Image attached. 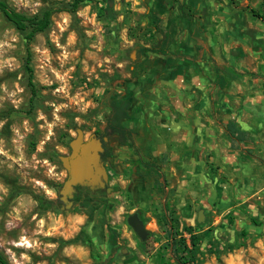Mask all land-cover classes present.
I'll return each instance as SVG.
<instances>
[{"label":"rangeland","instance_id":"1","mask_svg":"<svg viewBox=\"0 0 264 264\" xmlns=\"http://www.w3.org/2000/svg\"><path fill=\"white\" fill-rule=\"evenodd\" d=\"M5 1L32 15L70 0ZM195 1L202 0H107L53 13L51 26L28 45L32 101L25 41L0 14V251L10 264H176L170 242L182 237L190 249L191 232L199 264H264V162L240 179L245 183L201 186L174 179L166 161L157 179L135 150L136 132L144 131L129 114L142 119L157 83L151 10L165 20L183 16L180 8ZM203 1L216 17L249 25V8L263 2ZM256 28L264 30V19ZM117 97L130 102L121 119L130 145L111 143L106 192L92 190L86 203L63 206L59 156L69 152L76 128L84 137L104 136ZM134 212L149 231L142 244L126 222Z\"/></svg>","mask_w":264,"mask_h":264},{"label":"crops","instance_id":"2","mask_svg":"<svg viewBox=\"0 0 264 264\" xmlns=\"http://www.w3.org/2000/svg\"><path fill=\"white\" fill-rule=\"evenodd\" d=\"M185 5L183 16L153 23L157 83L141 121L129 114L144 131L136 132L135 150L145 168L158 169L157 179L166 161L177 181L245 183L240 179L264 162V30L256 28L262 19L249 13V25L216 17L203 0Z\"/></svg>","mask_w":264,"mask_h":264},{"label":"trees","instance_id":"3","mask_svg":"<svg viewBox=\"0 0 264 264\" xmlns=\"http://www.w3.org/2000/svg\"><path fill=\"white\" fill-rule=\"evenodd\" d=\"M107 0H70L65 2L60 6H52L48 5L44 7L41 11L28 15L22 11H18L12 7H10L5 0H0V14L2 17L7 20L17 31H19L24 39L25 49H26V58H25V66L27 68V85L30 91V101L33 100V97L36 95V84L33 80L32 76V68L29 64V43L33 40L34 36L39 33L46 31L52 24V15L58 11H66L70 14H74L79 6L84 2H102L106 3ZM262 9L261 8H249V13L257 18L264 19V0L262 2ZM108 8L105 7L102 10L106 12ZM182 13H186L184 8H181ZM151 17L154 23L155 28H158L160 23V18L154 10H151ZM148 49H143L142 52L145 53ZM146 59V56H145ZM148 60H144V64H147ZM143 64V65H144ZM130 102L128 98H121L117 97L110 103V112L109 115L106 117V125L104 127L103 135L106 137V149L103 154V160L105 159L106 155L111 150V143L113 141L119 142L121 145H129L127 144V140L129 135L125 129L121 126V119L122 117H127V110L129 108ZM132 145V144H131ZM142 154V153H141ZM142 155L147 157H152L150 152H143ZM148 174H156L158 177V169L155 167L147 168ZM79 189V193L76 199L87 202L83 200V196H88L92 192L87 187L84 186H77ZM100 192L104 190L99 189ZM82 197V198H81ZM93 218L92 212L87 214L86 221H91ZM190 234V249L186 245L184 238H179L176 240L175 243L171 240L170 242V249L173 253V257L176 261V264H199L195 252L193 248L195 247V234L192 232ZM142 244V243H141ZM0 264H10L5 256L0 251Z\"/></svg>","mask_w":264,"mask_h":264},{"label":"water","instance_id":"4","mask_svg":"<svg viewBox=\"0 0 264 264\" xmlns=\"http://www.w3.org/2000/svg\"><path fill=\"white\" fill-rule=\"evenodd\" d=\"M69 152L59 156L61 166L66 172V178L59 189V199L65 206L71 204L76 186H84L90 190H99L106 187L108 179L107 170L100 157L103 151L101 140L95 133L84 137L80 128L75 129L74 136L70 139ZM202 215L199 212L198 220ZM127 224L131 227L135 235L143 243L149 231L145 229L143 221L136 212L126 218Z\"/></svg>","mask_w":264,"mask_h":264},{"label":"flooded vegetation","instance_id":"5","mask_svg":"<svg viewBox=\"0 0 264 264\" xmlns=\"http://www.w3.org/2000/svg\"><path fill=\"white\" fill-rule=\"evenodd\" d=\"M96 135H97V137L101 140V145H102V147H103V151L100 153V157H101V159H102V161H103V163H104V161L106 160V157H105V159L103 160V154H104V152H105V149H106V137H104V136H101L100 134L98 135L97 133H95ZM106 168V167H105ZM107 174H108V172H107ZM102 190H104V192H106V187L105 188H103ZM78 193H79V189H78V187L76 186L75 187V192L73 193V197L70 199V201L71 202H74L75 200H76V197H77V195H78ZM60 203L63 205V206H65V203L64 202H62L61 200H60Z\"/></svg>","mask_w":264,"mask_h":264}]
</instances>
